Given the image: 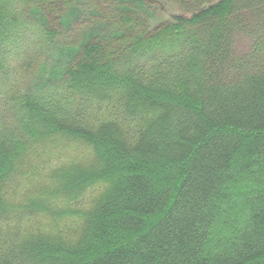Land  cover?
I'll return each instance as SVG.
<instances>
[{
    "label": "trees",
    "instance_id": "obj_1",
    "mask_svg": "<svg viewBox=\"0 0 264 264\" xmlns=\"http://www.w3.org/2000/svg\"><path fill=\"white\" fill-rule=\"evenodd\" d=\"M72 1L0 0V264H264V0H90L83 42ZM58 141L95 166L38 228Z\"/></svg>",
    "mask_w": 264,
    "mask_h": 264
},
{
    "label": "rangeland",
    "instance_id": "obj_2",
    "mask_svg": "<svg viewBox=\"0 0 264 264\" xmlns=\"http://www.w3.org/2000/svg\"><path fill=\"white\" fill-rule=\"evenodd\" d=\"M107 1H116V4L118 3V0ZM71 7L77 13V9L80 11V13L82 11L83 13L80 14L79 17L77 14L78 18H74V20H71L72 24L66 29L65 33L75 38L80 37L83 42L86 40L85 30L87 27H91L92 30L99 28V26L96 25L99 24V17L96 15V13L91 14L92 9H90V0H73ZM249 47V40L244 38L238 42L236 49L239 51L238 53H243L246 52ZM11 120V117H8L6 121H8L12 125ZM36 151L40 156V158L34 163L37 174H33V176L30 175L32 178L28 182V188L26 189V191H21L23 196L19 192L16 198L20 197L17 200L21 201L28 196L32 197L33 193L31 192L29 186L35 183L42 184V190H46L45 186L51 188L52 190L44 191L51 195L40 201V204L48 206L55 214L51 216L50 221H48L47 217L44 216L42 220L37 222V226L38 228H41L43 224H48L49 227H61L64 224H67V222H72V218L66 216V214L64 213L69 209L66 208L65 210L64 203L60 199V193L58 192L59 189H56L58 183L56 177H59V172L61 171H82V174L87 173L88 171H91L95 166L94 158L92 157L91 151L87 147H85L82 143L76 141H71L70 143H64L61 141L54 143L52 142L45 145L44 147H38ZM95 185H88L83 188L84 190L82 189L83 192L79 194V197L83 201V203H85V200H88L89 195L91 198H93L94 196L97 198L102 194L103 191H101V185L97 187H95ZM62 216H64L66 219H61ZM55 219L57 222L55 221Z\"/></svg>",
    "mask_w": 264,
    "mask_h": 264
}]
</instances>
